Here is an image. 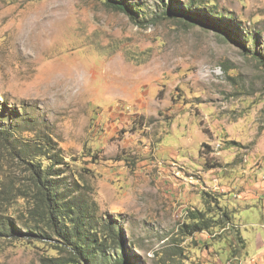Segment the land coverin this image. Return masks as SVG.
<instances>
[{
	"label": "rangeland",
	"instance_id": "rangeland-1",
	"mask_svg": "<svg viewBox=\"0 0 264 264\" xmlns=\"http://www.w3.org/2000/svg\"><path fill=\"white\" fill-rule=\"evenodd\" d=\"M121 1L133 20L107 0H0V138L53 159L60 191L94 202L134 264H264V0H201L214 30L161 18L188 0ZM16 164L0 144V181ZM223 212L187 235L191 214ZM55 253L0 238V264Z\"/></svg>",
	"mask_w": 264,
	"mask_h": 264
},
{
	"label": "trees",
	"instance_id": "trees-1",
	"mask_svg": "<svg viewBox=\"0 0 264 264\" xmlns=\"http://www.w3.org/2000/svg\"><path fill=\"white\" fill-rule=\"evenodd\" d=\"M201 0H188L183 9L167 8L161 15L162 19L184 21L203 29H220L218 25L224 24L216 15L209 12ZM199 2V3H198ZM107 6L113 10L125 13L133 20V11L121 0H107ZM191 10L198 11V15ZM264 66V60H263ZM9 158L14 157L17 168H21L19 180L0 181V205L5 206V217L0 218V238H6L26 243H41L53 250L54 255L43 254L40 264H134L128 255L126 239L113 224L100 227L97 221L96 204L87 203L81 198L65 194L55 179V163L53 159L46 158L35 162L15 155L8 139L0 138ZM12 161V160H11ZM7 169L8 165L3 164ZM3 171V176L7 170ZM20 172V170H19ZM10 204L17 206L11 211ZM13 214L25 219L28 227L22 232L16 229L12 221ZM219 221H210L200 215L191 214L188 219L191 225H185L187 235L207 232L212 227L230 223L232 216L220 213ZM237 236V235H236ZM54 238V240H52ZM241 242V237L237 236ZM109 247L118 251V257L113 262L106 259ZM243 247H241L242 249ZM236 250V251H235ZM240 249H234L231 254L233 260L240 257ZM104 255V256H103Z\"/></svg>",
	"mask_w": 264,
	"mask_h": 264
},
{
	"label": "built area",
	"instance_id": "built-area-1",
	"mask_svg": "<svg viewBox=\"0 0 264 264\" xmlns=\"http://www.w3.org/2000/svg\"><path fill=\"white\" fill-rule=\"evenodd\" d=\"M259 196L263 199L264 201V175L260 179V185H259ZM262 229L264 230V224L262 226Z\"/></svg>",
	"mask_w": 264,
	"mask_h": 264
},
{
	"label": "crops",
	"instance_id": "crops-1",
	"mask_svg": "<svg viewBox=\"0 0 264 264\" xmlns=\"http://www.w3.org/2000/svg\"><path fill=\"white\" fill-rule=\"evenodd\" d=\"M261 199H262V198H261ZM262 200H263V199H262ZM263 206H264V205H263ZM262 218H263V224H264V215H263ZM263 224H262V226H263ZM263 247H264V243H263Z\"/></svg>",
	"mask_w": 264,
	"mask_h": 264
}]
</instances>
